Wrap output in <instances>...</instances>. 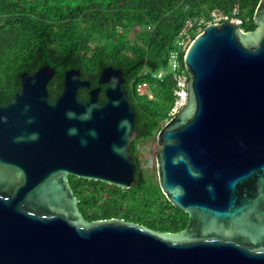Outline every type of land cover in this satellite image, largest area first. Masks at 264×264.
<instances>
[{
  "label": "water",
  "instance_id": "water-1",
  "mask_svg": "<svg viewBox=\"0 0 264 264\" xmlns=\"http://www.w3.org/2000/svg\"><path fill=\"white\" fill-rule=\"evenodd\" d=\"M253 22L208 24L184 53L185 103L157 132L155 154L161 192L188 215L177 232L87 221L68 184L135 182L122 72L105 67L90 88L67 70L53 101L52 67L22 73L0 103V264H264V0Z\"/></svg>",
  "mask_w": 264,
  "mask_h": 264
},
{
  "label": "trees",
  "instance_id": "trees-1",
  "mask_svg": "<svg viewBox=\"0 0 264 264\" xmlns=\"http://www.w3.org/2000/svg\"><path fill=\"white\" fill-rule=\"evenodd\" d=\"M259 0H0V103L20 89V76L44 65L54 69L47 83L49 100L62 91L64 73L78 69L79 76L97 86L100 72L119 69L124 90L134 111L137 133L129 153L137 167L135 182L120 188L101 181L69 175L68 184L87 221L122 219L156 231L184 229L188 215L173 206L161 192L154 159L136 148L138 140L156 144V134L168 121L174 102V82L167 67L168 52L187 19H208L212 9L237 18L243 31L257 28L253 15ZM236 10L233 13V10ZM138 27L135 37H130ZM184 69V62L181 58ZM163 71L160 79L155 73ZM148 84L154 98L139 94ZM100 86L98 103L105 100ZM78 97L88 99V88ZM158 146H156V145ZM157 147V148H156ZM153 151V152H154ZM155 154H153L154 156Z\"/></svg>",
  "mask_w": 264,
  "mask_h": 264
},
{
  "label": "built area",
  "instance_id": "built-area-1",
  "mask_svg": "<svg viewBox=\"0 0 264 264\" xmlns=\"http://www.w3.org/2000/svg\"><path fill=\"white\" fill-rule=\"evenodd\" d=\"M235 9L233 13H235ZM229 21L236 25L240 23V21L235 17H228L224 13L220 12L217 9H212L209 13L208 19H204L202 17H193L191 19H187L180 31L178 32L175 46L168 52L167 55V67L168 71L171 73L172 80L174 82V102L172 107L169 110V116H173L178 109H180L185 103L186 97V87L189 82L188 74L181 65V58L183 59L184 53L188 46L190 45L193 38L202 33L204 27L208 24H217L221 22ZM163 71H158L154 75L156 78L160 79ZM137 91L139 94L147 95L149 99H153V93L148 90V84L142 83L138 86Z\"/></svg>",
  "mask_w": 264,
  "mask_h": 264
},
{
  "label": "rangeland",
  "instance_id": "rangeland-1",
  "mask_svg": "<svg viewBox=\"0 0 264 264\" xmlns=\"http://www.w3.org/2000/svg\"><path fill=\"white\" fill-rule=\"evenodd\" d=\"M138 27L133 28V30L130 33V37H135L136 33H137ZM136 148L141 152L146 154L148 157H153L154 159H152V161L149 164V167L151 170L156 171V164H155V155L153 156V154H156V152L158 151H154L155 147H153V149H150V146L152 145L151 141H144V140H138L136 143ZM156 145V144H155ZM157 146V145H156ZM158 147V146H157ZM156 147V148H157ZM159 148V147H158ZM154 151V152H153Z\"/></svg>",
  "mask_w": 264,
  "mask_h": 264
},
{
  "label": "clouds",
  "instance_id": "clouds-1",
  "mask_svg": "<svg viewBox=\"0 0 264 264\" xmlns=\"http://www.w3.org/2000/svg\"><path fill=\"white\" fill-rule=\"evenodd\" d=\"M238 26V25H237Z\"/></svg>",
  "mask_w": 264,
  "mask_h": 264
}]
</instances>
